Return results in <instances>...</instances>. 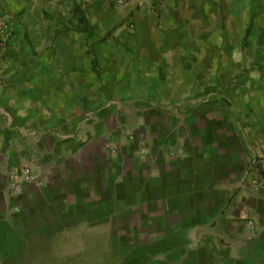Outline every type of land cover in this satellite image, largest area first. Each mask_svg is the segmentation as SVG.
I'll use <instances>...</instances> for the list:
<instances>
[{"label":"crops","instance_id":"crops-1","mask_svg":"<svg viewBox=\"0 0 264 264\" xmlns=\"http://www.w3.org/2000/svg\"><path fill=\"white\" fill-rule=\"evenodd\" d=\"M116 4L0 0V264H93L79 239L106 234L113 264H264V0ZM157 70L196 108L163 114L161 134L140 116L145 176L123 142L140 108L118 103ZM28 166L41 182L12 193Z\"/></svg>","mask_w":264,"mask_h":264},{"label":"rangeland","instance_id":"rangeland-1","mask_svg":"<svg viewBox=\"0 0 264 264\" xmlns=\"http://www.w3.org/2000/svg\"><path fill=\"white\" fill-rule=\"evenodd\" d=\"M189 52L191 54H194L195 50L193 45H188V46H184L182 48L181 54L185 56V59L182 60L180 58V63L181 64H185L186 62H188L186 60V58L189 57ZM161 74H164V70H157L156 74L154 77H149L147 80V87L145 88L143 85H139L137 87V90L135 92H132L130 94H123L122 97H120L119 99V103L118 105L126 106L129 103H132L133 106L139 107L140 108V114H139V118L137 119V122L133 121V125H127L125 128V133L123 134V142L124 145L127 144H131V148L133 150H135V152H137V154L134 156L137 160H138V166H139V172L140 174H144L146 176V174L149 172L150 166L149 164H147V153H146V148H147V140L144 139H138L139 136H135L138 135V131L143 130L147 131V127L145 125L144 121H141V115H143V118L145 116V112L147 111V116H146V122H149V113L154 112V117L157 115V118H155L154 120L152 119V121H155V123L153 124V126L148 125L151 129H152V133L157 134V133H163V127H164V123H166L167 121H165V116H163V114H167L170 112H175L177 114V111L179 110V108H182L183 110H187V111H193L194 108H196V104H188L186 105L187 107H185V104L188 102L189 100H187L186 98L182 99H178L175 98L174 99V95L173 93L175 92L174 86L172 85V83L165 82L164 83V78L161 76ZM173 87V88H172ZM166 94L172 95V98H167L166 99ZM181 94L184 95V97H186V95L188 94V92L186 91V89H182L181 90ZM199 104V103H198ZM194 105V106H193ZM145 107L147 109H145ZM143 110V111H142ZM167 119V118H166ZM134 120V118H133ZM168 120V119H167ZM136 123H139V125L137 126ZM148 134V133H146ZM141 137V136H140ZM151 141V139H150ZM140 146V147H139ZM168 146H165V150L167 149ZM172 151V150H171ZM108 154L109 156L113 157V155L116 154V149H114L112 151L108 150ZM115 158V157H113ZM138 172V173H139ZM120 206L123 205L122 204H118ZM125 206V205H124ZM136 216V221L134 220L133 223L136 225L140 224H145L146 221H140L142 217H146V215L143 214V212L140 210L138 211L137 214H135ZM145 219V218H144ZM124 226L129 227L130 226V222L129 221H124ZM109 234V231H108ZM94 236H90V237H85L82 236L79 238H76V241L79 239V244L80 247L83 246L84 249H82L81 251L84 250H88L87 254H90V251L92 252V257H95L94 253H96L97 255L100 256V254L105 255V251H104V247L107 250L106 256H107V263L108 264H113L114 262H117V260H112V258L110 257V255L112 254V249L114 248V246L116 245H120L119 241L121 238H114L113 236L110 235H105V236H97L100 237V241L98 239L93 238ZM119 239V240H118ZM77 244V242H76ZM87 244V246L85 245ZM98 244H101L100 246V254H98L97 252H94V250H98L97 248H95V246L98 247ZM91 249V250H90ZM79 252L76 253V258L78 256ZM87 254H84L85 257L87 258ZM82 256V255H81ZM80 256V257H81ZM90 256V255H89ZM91 257V261L93 262V264H97L98 260L95 261L94 258ZM83 259H79L76 260V262H82ZM88 263V262H87Z\"/></svg>","mask_w":264,"mask_h":264},{"label":"built area","instance_id":"built-area-1","mask_svg":"<svg viewBox=\"0 0 264 264\" xmlns=\"http://www.w3.org/2000/svg\"><path fill=\"white\" fill-rule=\"evenodd\" d=\"M127 0H116V5L121 7L126 4ZM13 35L12 24L7 15L0 12V42L6 43L11 40ZM0 65H3V59L0 58ZM41 182V174L34 171L31 167H25L20 173H11L9 176V187L12 193H20L25 185L37 184ZM259 178L253 180V185H260ZM253 228V221L248 222Z\"/></svg>","mask_w":264,"mask_h":264},{"label":"trees","instance_id":"trees-1","mask_svg":"<svg viewBox=\"0 0 264 264\" xmlns=\"http://www.w3.org/2000/svg\"><path fill=\"white\" fill-rule=\"evenodd\" d=\"M76 16L78 17V21H79V25H80L79 30L82 31V32H84V33H86L88 39H93L96 36V34H95V28L92 25L89 24V22L87 21V19L83 15H81V13L77 12V15ZM110 34H111L110 31H107V35L106 36H109ZM104 38L103 39L101 38L100 40H98V42L105 41Z\"/></svg>","mask_w":264,"mask_h":264}]
</instances>
